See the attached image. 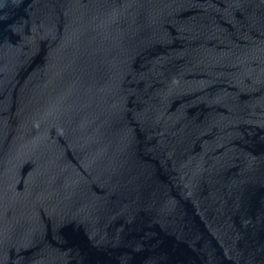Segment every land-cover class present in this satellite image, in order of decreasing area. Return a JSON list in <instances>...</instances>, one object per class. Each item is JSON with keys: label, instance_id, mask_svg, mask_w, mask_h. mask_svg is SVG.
Returning <instances> with one entry per match:
<instances>
[{"label": "water", "instance_id": "1", "mask_svg": "<svg viewBox=\"0 0 264 264\" xmlns=\"http://www.w3.org/2000/svg\"><path fill=\"white\" fill-rule=\"evenodd\" d=\"M0 264H264V0H0Z\"/></svg>", "mask_w": 264, "mask_h": 264}]
</instances>
